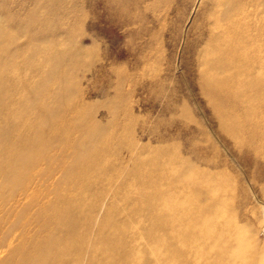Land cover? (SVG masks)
<instances>
[{
  "label": "rangeland",
  "instance_id": "1",
  "mask_svg": "<svg viewBox=\"0 0 264 264\" xmlns=\"http://www.w3.org/2000/svg\"><path fill=\"white\" fill-rule=\"evenodd\" d=\"M209 1L0 0V54H17L22 79L6 86L17 110L0 113V128L27 116L23 132L0 140L28 136L39 159L23 190L17 152L0 153V259L205 264L206 255L178 253L195 247L188 234L200 206L241 236L226 264H264V83L242 88L234 128L220 123L197 67ZM50 53L60 59L45 63ZM38 65L66 106L61 125L41 132ZM196 186L213 200L195 203Z\"/></svg>",
  "mask_w": 264,
  "mask_h": 264
},
{
  "label": "bare ground",
  "instance_id": "2",
  "mask_svg": "<svg viewBox=\"0 0 264 264\" xmlns=\"http://www.w3.org/2000/svg\"><path fill=\"white\" fill-rule=\"evenodd\" d=\"M259 7L258 0H210L207 6V16L199 27L200 35L204 34L205 30L207 35L205 41L201 39V36L197 39V42L203 45V49L197 55V67L204 82V91L208 96L214 97L213 113L220 119V123L233 124V128L238 116V107L243 104L241 101L242 88L251 83H264V54L261 53V48L264 49V18L260 17ZM5 57L0 54V93H2L0 113L17 110V100L7 98L6 86L18 81L20 83L22 80L17 76V54ZM41 59L50 64L59 60L60 57L50 53ZM36 71L38 76L35 89L32 91L38 94V97L34 102L36 111L32 117L35 123L39 124L38 130L41 132L47 131L50 127L58 128L61 125L57 115L64 111L66 106L64 105L65 100L60 95L43 86L52 75L45 76L40 65L36 67ZM203 95L205 96L204 93ZM226 108L227 110L223 112ZM26 117V114L16 115V124H5L0 128V132L5 136L6 134L17 135V131L23 132V129L19 127V122L27 120ZM40 124H43L45 128ZM33 146L34 143L28 136L19 143L8 139L0 140V153L3 158L17 152V188L23 190L27 189L22 183L30 169L28 166L39 160L38 157L31 156L29 153ZM53 146L54 143L40 150L45 153L50 152ZM10 170L14 169L10 168ZM194 192L195 203L199 201L200 195H204L206 202L213 200V195L206 186H196ZM11 197L10 199L17 197V192ZM14 202L17 204V200ZM47 209L51 213L52 208ZM214 218L213 214H204L203 207L196 208L197 225L188 234L193 236L189 244H195V247L190 250L181 246L178 253L182 252L187 257L206 255L205 264H226L230 261L234 257V248L238 247V239L241 236L238 230L235 233L236 230H226L225 225L219 222L215 224ZM162 221L166 223L167 219ZM185 232L188 233V230ZM108 235L118 236L115 233ZM23 238L25 239V234ZM132 245L128 244L124 252L132 248ZM9 256L16 260L18 258L17 261L21 264H28L24 256L18 254L17 251H11ZM3 260V258L0 259V264H8L7 260Z\"/></svg>",
  "mask_w": 264,
  "mask_h": 264
}]
</instances>
